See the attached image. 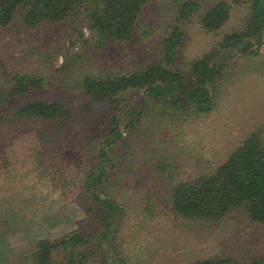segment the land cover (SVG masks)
Returning a JSON list of instances; mask_svg holds the SVG:
<instances>
[{"label": "rangeland", "instance_id": "374dc122", "mask_svg": "<svg viewBox=\"0 0 264 264\" xmlns=\"http://www.w3.org/2000/svg\"><path fill=\"white\" fill-rule=\"evenodd\" d=\"M177 1L150 0L129 42L103 46L88 30L83 10L63 22L36 28L24 25L20 11L9 26L0 28V91L18 73L42 79L44 96L64 102L76 118L59 132L58 145H67L81 130L90 134L102 130L109 109L85 96L77 79L131 74L160 62L163 39L174 25L184 34L176 65L188 73L190 62L216 51L226 35L244 27L248 15L244 0H198L201 11L220 1L232 7L224 29L208 32L196 17L179 22ZM222 53L217 62L224 78L215 111L178 126L163 123L156 131L145 126L143 141L124 159L126 169L135 171L127 173L124 186L117 188L121 193L117 199L126 210L118 226L119 250L126 264L264 256V224L241 211L211 222L185 220L167 211L165 192L170 183L211 172L248 134L264 130V42L260 57L241 58L233 49ZM141 97L140 91L132 92L125 105L139 106ZM10 128L0 136V264L11 263L14 255L37 240L70 233L86 217L74 191L81 175L75 174L70 161L73 151L64 150L60 161H54L50 152L43 156L44 135L56 131L26 121L17 132ZM48 161L51 169L46 168Z\"/></svg>", "mask_w": 264, "mask_h": 264}, {"label": "trees", "instance_id": "16d2710c", "mask_svg": "<svg viewBox=\"0 0 264 264\" xmlns=\"http://www.w3.org/2000/svg\"><path fill=\"white\" fill-rule=\"evenodd\" d=\"M149 1L0 0V28L9 26L20 11L24 25L36 28L63 22L83 10L87 28L100 46L126 43L133 38ZM244 1L248 10L244 27L226 35L216 51L190 62L188 73L176 65L184 34L179 25H174L163 39L160 62L131 74L77 79L85 96L109 109L108 121L94 134L79 131L65 146L57 143L59 132L75 123L73 110L61 100L46 98L40 78L18 73L5 81L0 91V136L10 126L17 132L25 121L44 123L47 132L55 130L56 133L44 135L43 156L50 152L54 161H60L64 150L73 151L70 161L75 174L81 175L74 183V191L86 212L75 230L57 239L37 240L30 249L14 255L9 264H126L118 244V226L125 219L126 210L117 199V188L124 186L127 173L135 171L126 169L129 167L124 165V159L143 141L141 130L145 126H154L156 131L163 123L178 126L215 111L224 78L223 66L217 59L223 51L233 49L246 59L261 56L264 0ZM176 8L179 22L196 17L208 32L222 31L232 12L225 1L201 11L198 0H179ZM136 91L142 93L139 106L125 105L126 96ZM52 145L54 149L50 148ZM52 167L50 162L46 166ZM192 176L170 183L165 192L170 214L194 222H211L241 211L249 220L264 224L263 129L252 131L237 143L211 172ZM58 258L62 260L57 262ZM193 264H264V256L242 260L215 257Z\"/></svg>", "mask_w": 264, "mask_h": 264}]
</instances>
